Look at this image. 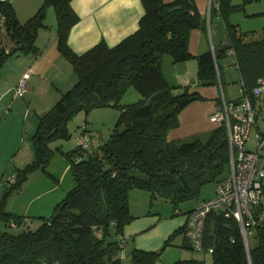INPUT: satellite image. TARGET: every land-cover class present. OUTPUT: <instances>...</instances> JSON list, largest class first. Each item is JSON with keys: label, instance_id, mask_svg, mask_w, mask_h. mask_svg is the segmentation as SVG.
Masks as SVG:
<instances>
[{"label": "trees", "instance_id": "16d2710c", "mask_svg": "<svg viewBox=\"0 0 264 264\" xmlns=\"http://www.w3.org/2000/svg\"><path fill=\"white\" fill-rule=\"evenodd\" d=\"M70 1L43 0L34 14L20 21L12 2L0 0V30L13 44L8 49L0 44V72L11 54L38 53L37 34L47 26L46 11L51 6L56 17L58 49L73 63L77 74L76 82L38 116L31 137L34 158L17 170L13 183L2 193L0 264H116L120 260L118 252L124 248L123 227L134 217L129 206L132 188L147 191L151 203L155 196H162L176 207L182 200L197 197L203 184L214 181L216 185L227 175L229 142L223 122L203 136L184 141L168 139L179 111L200 95L189 86L177 91L179 86L167 83L162 72L165 54L173 61L196 58V79L203 84L219 82L218 58L229 49L234 50L245 92H250L264 77V37L248 38L237 23L228 21V14L238 7L232 0H216L228 42L218 50L196 56L188 48L189 33L193 28L204 27L205 18L194 0H141L144 12L136 30L113 46L101 40L82 54H76L67 44L71 27L79 20ZM13 47L16 49L10 53ZM129 87L141 97L132 103H120ZM254 100L252 97L253 103ZM110 103L118 106L120 112L108 140L83 151L77 145L66 151L52 145L58 138L70 136L67 122L76 111ZM57 152L69 161L73 187L49 216L40 217L36 228L12 232L9 228L29 225H25L22 215L7 210L9 194L20 187L30 172L45 170ZM59 207V214L50 222ZM193 208L184 212L186 218ZM261 212L264 183L252 217L258 219ZM186 218L160 249L131 248V264H159L161 250L170 244L174 234H184ZM250 228L255 242L251 244L248 237L246 245L233 215L222 211L208 213L203 251L211 248L212 264H264V220ZM184 237L187 238L185 234ZM186 246L192 248V244ZM173 264L205 263L190 257Z\"/></svg>", "mask_w": 264, "mask_h": 264}, {"label": "crops", "instance_id": "0c3cea01", "mask_svg": "<svg viewBox=\"0 0 264 264\" xmlns=\"http://www.w3.org/2000/svg\"><path fill=\"white\" fill-rule=\"evenodd\" d=\"M10 1L17 18L22 21L21 18L36 10L43 0ZM70 2L79 20L70 29L67 44L76 54H82L101 40L108 46L115 45L137 29L139 19L144 12L141 0H71ZM194 2L205 18L204 27L193 28L189 33L188 48L196 56L207 50H218L228 42V37L216 0H194ZM49 12H52L51 6L47 8L46 17ZM50 23V26L47 25L38 31L37 54L13 53L7 59L10 61L5 76L2 73L5 62L1 68L0 199L4 190L13 183L17 170L34 158L35 151L31 137L36 130L38 116L47 111L77 80L73 63L58 49L56 17L51 15ZM47 35L48 41L43 44ZM5 39L7 40H3L2 44L11 47L12 42L7 37ZM218 64L221 77L219 82L203 84L196 79V58L173 61L171 57H166V54L163 56L162 72L167 83L171 86H179L177 91L182 90L183 86H189L190 90H195L200 95L179 111L177 124L168 131V139L184 141L206 135L219 124L210 119L212 111L223 103V99L229 101L240 96V74L233 64L232 55L228 53L221 55ZM23 77H26L23 94L11 93ZM49 80L52 85L46 83ZM230 82L234 89H228L226 83ZM259 103L264 104V98L254 100L255 106ZM52 145L56 146L57 143ZM69 171L67 157L60 152L55 153L45 170L41 168L33 170L20 187L9 194L7 210L22 215L25 225H34V223L38 225L41 221L40 217L49 216L57 202L64 197L68 189L73 187L74 179L68 177ZM185 218L186 216L179 226L183 224ZM150 225H153V222ZM147 227L150 226L137 230L124 225L122 237L124 240L127 237L134 240L137 233ZM187 244L190 245L191 241L183 234L180 245L186 247ZM133 247L143 248L138 245ZM201 255L189 253L178 257L202 259Z\"/></svg>", "mask_w": 264, "mask_h": 264}, {"label": "rangeland", "instance_id": "374dc122", "mask_svg": "<svg viewBox=\"0 0 264 264\" xmlns=\"http://www.w3.org/2000/svg\"><path fill=\"white\" fill-rule=\"evenodd\" d=\"M232 3L236 4L238 7L228 14V21L231 23H237L238 28L241 31L245 32L248 38L264 37V0H232ZM37 9L38 8H36V10ZM36 10L31 12L26 17L21 18V20L25 21L32 14H34ZM51 11L52 12H49L48 16L45 19V23L49 26L51 24V15L52 17H55V12L52 7ZM3 40L7 39H5L3 31L0 30V44H2ZM46 41H48V35L47 38L43 41V44ZM6 48L8 49L7 46ZM19 53L22 54V52ZM10 56H8L7 59L10 58ZM166 57L171 56L166 54ZM7 59L4 61L5 64L2 69V73L4 76L6 74L7 67H9L10 59L8 61ZM9 75L10 73L7 75V79H9ZM2 81L4 82L5 80ZM46 83L52 85V82L50 80ZM226 85L229 86L228 89H234L231 82L226 83ZM43 88L44 87H42V90ZM14 89L11 93H14ZM140 97V94L135 90V88L129 87L123 94L120 103H132L137 101ZM255 108L257 111L256 126H254L250 131L249 139L247 141V146L249 148L254 147V136L256 132L258 130L264 132V104L259 103L255 106ZM119 112L120 108L113 105L112 103L106 105L91 106L87 111L85 109H80L76 111L67 122V128L70 132V136L68 138H58V140L52 143H57V145H60L64 150H70L74 148V146L76 145L77 137L84 130L83 125L86 124L88 128L84 132H92V144L97 146L99 143L108 140V138L110 137L115 126L117 125ZM119 128H122V126H120ZM261 155L262 160L260 165H264V148H262ZM68 177L74 179L70 171L68 173ZM74 183L75 181L73 182V185ZM215 193V182L212 181L205 183L202 185L197 197H191L182 200L181 202H179L178 206L175 207L170 202V200L162 196H155L152 199L151 203L150 196L147 191L140 188H132L129 192V206L134 217L130 222L125 224V226L137 230L145 226L150 227H147V229L145 230L139 231V233H137L136 235L137 237L134 240L129 237L124 240V248L122 249V251L120 250L118 252L117 256H120V260L116 264H131L129 251L135 245L149 250L160 249L166 237H168L182 222L183 218L185 217L184 212L193 208L198 201L213 197ZM152 222L153 225H150ZM36 226L37 225H35L34 223V225H29V227H16L9 229L12 232L17 233L27 228L34 229L36 228ZM182 236L183 234L181 233L174 234L170 244H167L161 250L159 256V264H173L174 260L179 259L178 256H184L189 253H194L196 255L202 254L200 257L204 260V262L206 264H212V256L209 250L198 252L187 246L185 247L183 245H180ZM248 237L249 242L253 244L255 242L254 233H250Z\"/></svg>", "mask_w": 264, "mask_h": 264}, {"label": "built area", "instance_id": "2783aa9c", "mask_svg": "<svg viewBox=\"0 0 264 264\" xmlns=\"http://www.w3.org/2000/svg\"><path fill=\"white\" fill-rule=\"evenodd\" d=\"M228 53L234 59V50ZM26 77H23L15 87V94L21 95L26 88ZM240 96L234 100H225L210 114V119L226 126L229 142V172L215 185V195L196 204L188 213L184 234L190 239L195 251H203V233L205 217L212 211L233 215L240 226L245 244H248V235L251 225L264 220V212L259 213L258 219L252 217L255 205L261 197L262 183H264V165L261 151L264 148V134L257 131L254 138V147L249 148L247 141L250 131L256 125L257 111L252 97L264 98V77H260L250 92H245L244 84L239 81ZM84 130L77 137L76 145L81 151L89 149L92 144L91 131ZM79 157H77L78 159ZM13 180V179H12ZM211 248H209V251Z\"/></svg>", "mask_w": 264, "mask_h": 264}, {"label": "water", "instance_id": "95a60500", "mask_svg": "<svg viewBox=\"0 0 264 264\" xmlns=\"http://www.w3.org/2000/svg\"><path fill=\"white\" fill-rule=\"evenodd\" d=\"M15 49H16V47H13V48L9 49V52L12 53V52L15 51ZM60 208H61V207H59V208H58V209L52 214V216H51L50 219H49L50 222H52V221L56 218V216L59 214V212H60Z\"/></svg>", "mask_w": 264, "mask_h": 264}]
</instances>
